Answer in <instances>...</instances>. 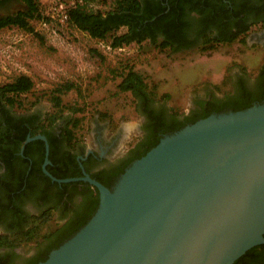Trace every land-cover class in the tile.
<instances>
[{"label":"water","instance_id":"water-1","mask_svg":"<svg viewBox=\"0 0 264 264\" xmlns=\"http://www.w3.org/2000/svg\"><path fill=\"white\" fill-rule=\"evenodd\" d=\"M89 221L39 264H234L264 244V102L165 135L109 189ZM21 148V152L24 149Z\"/></svg>","mask_w":264,"mask_h":264},{"label":"trees","instance_id":"trees-1","mask_svg":"<svg viewBox=\"0 0 264 264\" xmlns=\"http://www.w3.org/2000/svg\"><path fill=\"white\" fill-rule=\"evenodd\" d=\"M4 1L7 0H1L0 4ZM20 1L25 5V9L0 17V30L18 28L29 34L37 35L31 21L43 19L40 12V0ZM220 1L115 0L114 8L105 13L92 11L86 8V5L77 6L70 10L67 24L86 33L94 40L108 42V47L112 50L120 49L132 43L140 45L146 41L160 51L167 49L171 54L192 50L190 48L198 46L200 43L202 47L199 49H207L218 44H231L236 41L244 44V39L240 37L249 30L251 24L243 25L239 23V18L242 15H249V13L257 12L260 14L264 12V0H229L231 3L229 7L231 8L227 4L223 5ZM237 1L239 3H236ZM216 2H220V4L218 5ZM188 3L193 6L192 11L202 17L200 20L202 31L193 39L189 34L192 23L186 13ZM224 20L226 21L223 22ZM259 21L261 18H258L255 23ZM215 24L221 27L225 24L224 28L228 30L218 33L219 35L207 34L206 31ZM122 28L125 29V32L117 34ZM233 29L236 30L233 31ZM120 78V83L117 86L119 92L130 93L135 101L136 112L145 115L149 122L144 126L145 140L139 139L141 141L128 151L133 155L128 156L122 163L112 165L108 170L90 174L91 178L107 188L115 176L123 174L133 161L143 157L155 147L163 135L173 134L213 113L241 111L251 107L254 103L264 102V91L257 94L241 91L238 96L204 109L200 114H191L185 117V122L182 123L178 119L180 113L170 111L164 105L160 106L162 109L159 111L152 108L154 103H158L154 98V92L149 89L144 78L133 67H126L121 72ZM33 88V81L26 75H19L11 82L0 86V161H3L7 168L2 184L3 213H8L17 219L20 212L16 204L23 201L25 197L33 199L37 197L36 182L39 180L43 183H40L41 185L45 184L48 190L56 193L49 194L47 189L41 194L38 193L40 200L49 205L47 209L41 211L37 216H32L30 224H26L24 227L17 223L8 225L12 236L0 237V245L10 247H18L21 243L47 242L45 253L26 260L25 264L44 262L51 251L57 249L89 221L99 203L98 191L92 186L84 184L81 192H78L83 196L82 202L73 208L71 207L73 217L62 226L57 225L55 229H48L44 233H40L42 225L49 221L54 209L59 204L63 215L67 216L70 212L71 199L68 198L61 203L63 192L59 190V187L65 189L73 186L72 188L76 189L80 183L61 184L59 186L44 176L41 165L45 158V146L41 140H35L25 145L23 153L26 158H31L32 152L37 153L27 174L28 161L26 159L23 163L24 169L18 173H14L11 169V161L23 159L18 153L28 135L35 137L43 134L49 145L48 159L50 165L46 167V170L56 179L74 178L81 176L80 169L77 167L78 162L75 159L77 152H80L82 157L84 156L83 150L86 144L82 137L76 135L82 119L73 118L74 116H63L64 107L61 105L59 95L72 90L73 85H65L54 91L57 95L53 94L51 98L52 111L43 116L41 120L34 115H28L30 110L18 112L15 108L21 105L20 97L30 93ZM166 97L168 96H164L165 99ZM78 111L73 110L72 114L74 115ZM167 111L171 114L169 120L165 116ZM58 122H61L62 126L59 129V134L53 136L50 129ZM139 149L143 150L138 152ZM91 159L92 156L89 155L86 161L81 162L82 165L86 168L87 161ZM86 171L89 172L87 168ZM52 201L54 204L48 203ZM11 206L13 209L9 208ZM252 251L253 249L246 252L234 264H257L252 262Z\"/></svg>","mask_w":264,"mask_h":264},{"label":"rangeland","instance_id":"rangeland-1","mask_svg":"<svg viewBox=\"0 0 264 264\" xmlns=\"http://www.w3.org/2000/svg\"><path fill=\"white\" fill-rule=\"evenodd\" d=\"M114 2L84 0L83 5L105 13L114 8ZM46 4L47 0H40L43 17ZM24 9L20 0H10L0 9V17ZM31 25L37 35L18 28L0 30V86L19 75L30 77L34 83L32 91L20 97L21 105L16 106V110L35 111L45 116L52 111L51 98L57 95L54 91L72 84V90L59 95L63 116L82 119L76 135L83 138L87 147L98 125L104 126L106 132L122 128L124 138L120 142L119 155L139 140L140 114L136 112L134 98L117 88L120 74L126 67H133L144 78L154 92L156 104L183 113L195 95L206 91L218 95L230 93V72H253L261 64L259 54L238 41L178 54H171L167 49L160 51L147 41L112 50L108 42L94 40L67 23L46 16L44 20L31 21ZM124 32L122 28L117 34ZM73 110L79 111L73 115ZM56 223L53 212L40 233L55 229ZM26 244L30 243L20 246ZM22 249H26L25 246Z\"/></svg>","mask_w":264,"mask_h":264},{"label":"flooded vegetation","instance_id":"flooded-vegetation-1","mask_svg":"<svg viewBox=\"0 0 264 264\" xmlns=\"http://www.w3.org/2000/svg\"><path fill=\"white\" fill-rule=\"evenodd\" d=\"M9 1L10 0H7L1 3L0 9L5 8L6 4L9 3ZM220 2L223 5L227 4L228 7L231 6V3L229 2V0H221ZM220 2H216V4L219 5ZM236 3H239V2L237 1ZM192 10H193V6L190 5V3H188V5L186 6V13L189 16L191 23H192V27H193V28L191 27L190 32H189L191 39L197 37V35H199V33L202 31V26H200V23H201L200 20L202 17L201 15L195 13V11H192ZM258 18H261V21H259L258 23H255V21ZM225 21L226 20H224L223 22ZM239 23L243 25L251 24V27L249 28V30L240 38L244 39L245 43L243 44V46H245L246 49L256 51L257 54H259L261 64L253 72H248L247 70H240V71L236 70V71L230 72L228 77H229L230 83L232 84V91L228 94L218 95L213 91H206L204 94H198L192 97L189 108L185 110L183 113H180V117L178 118L179 121H181L182 123L185 122L184 121L185 117L190 116L191 114H195V115L200 114L202 110L204 109L213 107L217 105L218 103L230 100L238 96L241 91H247V92H250L251 94H257L259 92L264 91V12H261L260 14L256 12V13H249V15H245V16L242 15L239 18ZM222 26L223 27L218 26L216 24L212 25L210 29L206 31V33L210 35H219L218 33L220 32H226L228 29L224 28L225 24H223ZM235 30L236 29H233V31ZM199 42H201V39H199ZM200 44H198V46L202 47V45ZM198 46L192 47L190 49L192 50L197 49L199 48ZM254 104H257V103H254ZM152 108L155 111H159L160 109H162L156 103L152 105ZM28 115H34L39 120L43 118V116L39 112H35V111L28 113ZM170 115L171 114L168 111L165 112V116L167 120H169ZM148 122H149V119L145 115L143 114L140 115V124L138 125L137 131H138V137L142 141L145 140V135H146L144 126L148 124ZM61 126H62V123L58 122L50 129V131H52L53 136H56L59 134V129ZM39 136H44V135L39 134ZM159 136H161V134H159ZM164 136L165 135H163V137ZM123 138H124V131L122 130V128H116L113 132H108V131L106 132V128L104 126L98 125L95 128V133H94L92 142L89 145V147L86 146L84 148L83 150L84 153L82 152V150H80L84 156L82 157L80 155V152H77L75 160L76 162H78L77 167L80 169L81 176L74 177V178L83 177V171L89 176L90 174H94L97 172L101 173L104 170L110 169L112 165L122 163V161L126 159L128 156L133 155V154L128 153L129 150H126L124 154L119 155L120 142L122 141ZM141 140H137L131 148H134L136 144L139 143ZM24 143L22 144V146L24 145ZM25 145H24V148H25ZM21 148H20L18 155L21 156V158L23 159L11 161L10 165H12L11 169L13 170V172L18 173L20 170L24 169L23 163H24V160L26 159L28 161V167L26 169V174H27L28 171L30 170L33 160L37 156V153L32 152L31 153L32 157L26 158L23 153L24 149L21 152ZM142 150L143 149H139L137 151L141 152ZM89 155L92 156V159L87 161L86 168L89 170V172H87L85 166L82 165L81 162L86 161ZM43 164L41 165L42 172H43ZM47 166L48 165H46V167ZM74 169H76V167H74ZM6 172H7L6 164L3 161H0V202H1L0 203V237L5 236V235L12 236V232L8 229V225L17 223L24 227L26 224H30V220L32 216H37L40 214L41 211H44L47 209L49 205H47V203H43L40 200L39 195H37L38 193L41 194L47 189V191L50 192L49 194H56L55 192H51L50 190H48V187H45V184L41 185L40 183L42 182H40L39 180V182H36L35 192H36L37 197H35L34 199L25 197L23 201L16 204V207H18V210L20 212L18 213V216L16 219L14 216L9 215L8 213H3V209H2V205L4 203L2 199V195H3L2 184H3V178L6 175ZM43 174L52 183H57V182L52 181L48 176H46L44 172ZM120 176L119 175L115 176L111 180L109 189H112L115 186ZM67 179H71V178H67ZM58 180H64V179H58ZM68 183H80L76 189L72 188L73 186H69L65 189H63L62 187H59L60 188L59 190L63 192L61 203H63L66 199L70 198L71 201H70L69 206L70 208L71 207L73 208V206L82 202L83 196L82 194H78V192H81L82 187L84 186V184H87V183L83 181L68 182ZM68 183H57V184L61 186V184H68ZM57 193H60V192H57ZM48 203L54 204L53 201L48 202ZM9 208L13 209L12 206ZM72 208L70 209V212L69 214H67V216L62 214V211L60 209V204L57 208L54 209V213L56 214V218H57V223H56L57 225L62 226L67 222L68 219L73 217ZM21 246L10 247V246L0 245V264H25L26 260L33 258V257H37L39 255H43L47 249L46 248L47 242L39 241V243L37 244L30 242V244L21 245ZM24 246L26 249H22ZM251 249H253L252 254H251V258L253 260L252 262L253 263L255 262L257 264H264V244L257 245Z\"/></svg>","mask_w":264,"mask_h":264},{"label":"built area","instance_id":"built-area-1","mask_svg":"<svg viewBox=\"0 0 264 264\" xmlns=\"http://www.w3.org/2000/svg\"><path fill=\"white\" fill-rule=\"evenodd\" d=\"M83 4L84 0H47L44 15L60 23H67L70 10Z\"/></svg>","mask_w":264,"mask_h":264}]
</instances>
